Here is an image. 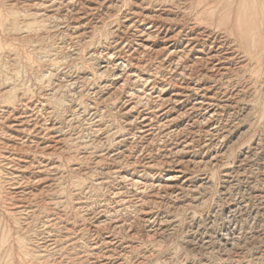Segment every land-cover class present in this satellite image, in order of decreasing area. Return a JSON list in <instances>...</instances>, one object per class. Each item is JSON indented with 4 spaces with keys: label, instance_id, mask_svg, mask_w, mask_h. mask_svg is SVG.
<instances>
[{
    "label": "rangeland",
    "instance_id": "374dc122",
    "mask_svg": "<svg viewBox=\"0 0 264 264\" xmlns=\"http://www.w3.org/2000/svg\"><path fill=\"white\" fill-rule=\"evenodd\" d=\"M0 264H264V0H0Z\"/></svg>",
    "mask_w": 264,
    "mask_h": 264
},
{
    "label": "bare ground",
    "instance_id": "6f19581e",
    "mask_svg": "<svg viewBox=\"0 0 264 264\" xmlns=\"http://www.w3.org/2000/svg\"><path fill=\"white\" fill-rule=\"evenodd\" d=\"M40 6H41V5H40ZM147 35H148V34H147ZM149 37H150V36H149ZM174 43H175V42H174ZM146 47H147V46H146ZM173 50H174V49H173ZM215 59H216V58H215ZM105 69H106V68H105ZM125 75H126V74H125ZM127 75H128V74H127ZM131 75H132V74H131ZM141 78H142V77H141ZM138 79H140V77H139ZM145 83H146V82H145ZM134 91H135V90H134ZM137 91H138V90H137ZM150 91H151V90H150ZM142 94H143V93H142ZM133 95H134V94H133ZM133 95H132V96H133ZM137 95H138V94H137ZM137 95H136V96H137ZM140 97H141V96H140ZM182 97H183V96H182ZM160 98H161V96H160ZM149 100H150V99H149ZM138 101H139V100H138ZM158 102H159V101H158ZM155 103H156V102H155ZM160 104H161V103H160ZM145 109H146V108H145ZM154 111H155V110H154ZM148 114H149V113H148ZM156 115H157V114H156ZM150 117H151V115H150ZM25 119H26V118H25ZM16 120H17V119H16ZM23 120H24V119H23ZM138 120H139V119H138ZM19 121H20V120H19ZM135 123H136V122H135ZM164 123H165V122H164ZM13 124H14V123H13ZM17 124H18V123H17ZM13 126H14V125H13ZM13 126H12V127H13ZM23 128H24V127H23ZM51 128H52V127H51ZM162 128H163V127H162ZM25 131H26V130H25ZM33 131H34V130H33ZM33 131H32V132H33ZM49 131H50V129H49ZM142 132H143V131H142ZM144 133H145V132H144ZM162 135H163V134H162ZM168 180H169V179H168Z\"/></svg>",
    "mask_w": 264,
    "mask_h": 264
}]
</instances>
